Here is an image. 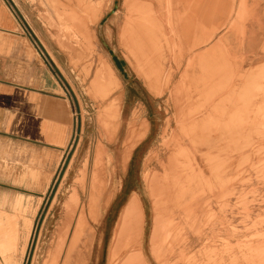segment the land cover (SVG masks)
Returning <instances> with one entry per match:
<instances>
[{
  "label": "rangeland",
  "instance_id": "obj_1",
  "mask_svg": "<svg viewBox=\"0 0 264 264\" xmlns=\"http://www.w3.org/2000/svg\"><path fill=\"white\" fill-rule=\"evenodd\" d=\"M9 1L20 10L21 17L34 27L38 40L50 47L59 69L62 52L66 53L69 58V67L74 71L76 78L70 79L69 84L65 81V84L71 93L70 97L76 94L82 105V108L77 111L79 126L71 145L64 154L59 153L56 157H52L45 152L30 154L23 150L21 153L22 165L30 170L32 179L36 181L39 190L37 217L33 223L23 264H52L55 262L51 259L56 260L59 254H61L59 261L62 264L75 222L81 212L84 213L85 221L87 220L79 245L84 258L81 264H119L125 258L126 252L132 249H144L145 252V244H147L146 251L147 246L149 247L147 251L149 254H145L148 264H174L176 261L183 262L180 264H264V66L249 77L247 76L245 93L240 99L242 104L236 106V112L228 115L225 110L219 112L216 108L204 107L193 108V114L189 111L188 115L193 116L191 119L200 116L203 119L213 120L220 117L228 120L230 127L212 130V132L205 129L203 132L207 136L201 140L198 139L195 143L192 141L190 143L188 140L191 138L188 136L187 141L190 146L185 145V147L190 151L191 156L195 155L190 162H192V173L196 176L193 181H190L189 187L186 182H182L181 191L188 188V193L184 196L181 191L174 198L171 197V191L159 194L158 205L164 212L158 215L170 228V232H167L169 237L160 247V255L153 250L154 240L163 233L161 230H155L153 220L152 238L150 236L145 244L141 238L130 250H124L118 258L110 261L111 247L121 212L130 197L138 194L141 201L142 195L149 196L148 212L153 214L154 210L158 209L151 184L156 183L172 189L174 177H176L174 174H182L189 170L186 167V160L167 162L159 160L168 151L178 153L184 148L178 142L172 144L162 142L160 146L158 130L151 129L148 119V117L156 118L160 122L169 123L174 108H169V104L162 98H156L157 103L153 106L147 105L133 91H129V94L135 97L129 95L125 102L121 97V104L115 103L114 98L106 96L102 90L96 91V94L103 92L102 95L100 94L102 97L94 96L92 91L90 92V86L94 85L97 78L104 80L99 77L101 69H108V67L105 65V52L96 29L97 23L94 21L93 23L96 24H93L87 16L91 17L96 8L100 10L102 8L105 14L110 8L111 0ZM71 11L73 13L70 14ZM75 18L79 21L77 22ZM79 22L86 24L78 25ZM79 80L80 83H78ZM99 85L102 84L99 83ZM112 87V90L106 91H118V94H122L125 89L127 90L121 78ZM74 100L77 102L76 97ZM112 101L116 108H110V111L104 108L105 103L109 104ZM116 113H119L118 116ZM216 131L219 135L220 144L218 145L211 143L213 141L211 135ZM136 134L141 137H137ZM202 149H208L207 153H200ZM181 151L180 153L184 154L185 151ZM197 152L202 159L197 160ZM49 176L51 179L48 183ZM95 180L97 181L94 182ZM73 193L77 194L78 206L65 250L60 252L59 243L62 240L60 236L63 235L62 230H64L68 212L65 209L66 203ZM203 195L210 200L207 206L203 207L204 213L196 216L191 212L190 217L186 216L187 209L184 208L186 202L192 198L191 201L194 202L192 205L196 202L198 204L205 199ZM186 218L187 221H185ZM150 229L152 232V224ZM179 230H182V233ZM180 253H184L185 257L180 258Z\"/></svg>",
  "mask_w": 264,
  "mask_h": 264
},
{
  "label": "crops",
  "instance_id": "obj_2",
  "mask_svg": "<svg viewBox=\"0 0 264 264\" xmlns=\"http://www.w3.org/2000/svg\"><path fill=\"white\" fill-rule=\"evenodd\" d=\"M102 14L103 12L99 16V21H96V29L104 48L105 65L107 64L108 69L111 68L109 71L114 74L115 79L118 81L121 78L127 87L122 94L118 95V91H112L105 95L110 98L122 97L125 102L131 95L129 91H133L147 105L153 106L157 103L156 98H162L169 104V108H174L172 114L175 116H172L169 123L148 117L151 129L158 130L159 145L162 142L167 144L178 142L180 146L187 149L185 145L189 147L191 141L195 143L198 139L201 140L207 136L203 130L212 132V130L230 127V122L220 117L215 120H205L200 116V118L197 117L199 119H190L193 116L186 113L191 112L193 108L204 107L216 108L219 112L225 110V113L229 115L236 112L237 105L242 104L240 99L245 93L247 76L249 77L264 66V0H111L110 8L103 16ZM175 16L179 17L180 21ZM231 20L232 22L229 23ZM174 22L180 26L177 28ZM123 27L125 30H122ZM38 39L36 30L21 17L20 10L15 8L9 0H0V264H23L33 223L37 217L39 190L36 181L32 179L30 170L22 165V151L26 150L30 154L45 152L52 157H56L59 153L64 154L71 145L79 126L77 111L82 108V105L76 94L70 97L71 93L65 84V81L69 84L70 79L76 78L74 71L69 67V58L65 52H62L59 69L50 47ZM156 50L157 53H155ZM137 53L144 56H137ZM218 69L220 73L217 72ZM234 74L235 77H233ZM100 88L99 85L97 88L91 85L90 92L92 91L94 96L102 95V93L96 94L97 89L101 91ZM212 88L216 90L213 91ZM135 95L131 96L135 97ZM181 118L183 120H178ZM186 136L191 139L188 140ZM218 137V132H214L211 135L213 140L211 143L220 144ZM207 151L208 149H202L200 153H207ZM190 154L189 150L187 154L181 155L176 151H168L159 160L192 161V156L195 155ZM197 154L198 152L196 156L200 160L201 155ZM178 174L175 173L174 176ZM50 179L51 176L48 183ZM148 198L146 194L141 198L144 214L141 238L144 244L150 236L152 238L154 221L157 218L155 210L153 214L148 212L147 204H150ZM208 201L209 197L206 196L203 201L192 205L193 214L202 215L203 207L207 206ZM146 245L143 252L149 254L147 252L149 247L147 246L146 251Z\"/></svg>",
  "mask_w": 264,
  "mask_h": 264
},
{
  "label": "bare ground",
  "instance_id": "obj_3",
  "mask_svg": "<svg viewBox=\"0 0 264 264\" xmlns=\"http://www.w3.org/2000/svg\"><path fill=\"white\" fill-rule=\"evenodd\" d=\"M155 1V0H154ZM167 1H169V0H167ZM146 2V1H145ZM161 2V1H160ZM143 3V2H142ZM148 3V2H147ZM151 3V2H150ZM156 3V2H155ZM162 3V2H161ZM238 3V2H237ZM78 4V3H77ZM82 4V3H81ZM176 4H177V2H176ZM201 4V3H200ZM129 5V4H128ZM158 5H160V4H158ZM158 5H157V7H158ZM162 5V4H161ZM238 5V4H237ZM84 6V5H83ZM144 6V5H143ZM177 6V5H176ZM263 6V5H262ZM78 7V6H77ZM125 7V6H124ZM70 8H72V7H70ZM129 8V7H128ZM135 8V7H134ZM138 8V7H137ZM148 8V7H147ZM153 8V7H152ZM162 8V7H161ZM173 7H171V9H172ZM74 9V8H73ZM76 9V8H75ZM130 9V8H129ZM151 9V8H150ZM149 9V10H150ZM165 9V8H164ZM94 10V9H93ZM92 10V11H93ZM136 10V9H135ZM139 10H140V8H139ZM146 10V9H145ZM157 10V9H156ZM179 10V9H178ZM189 10V9H188ZM87 11V10H86ZM144 11V10H143ZM158 11V10H157ZM184 10H182V12H183ZM252 11V10H251ZM101 12H102V8H101V10L100 9H98V8H96L95 9V11H94V13L92 14V16L90 17L89 15L87 16L88 17V19H89V21H92V23L95 21H97L98 19H99V16H101L100 14H101ZM131 12V11H130ZM146 12V11H145ZM162 12H165V11H162ZM176 12V11H175ZM179 12V11H178ZM195 12H197V11H195ZM71 13H73L72 11L70 12V14ZM173 13V12H172ZM234 13V12H233ZM128 14V13H127ZM133 14V13H132ZM139 14H142V13H139ZM149 14V13H148ZM162 14H164V13H162ZM180 14V13H179ZM183 15H185L184 13H182ZM182 14H180V15H182ZM74 14H72V16H73ZM79 14H77V16H78ZM134 15H136V14H134ZM134 15H133V17H134ZM174 15V14H173ZM179 15V17H181ZM230 15V14H229ZM81 16V15H80ZM132 16V15H131ZM156 16V15H155ZM176 16H178L177 14H176ZM175 16V17H176ZM233 16V15H232ZM127 17V16H126ZM132 17V18H133ZM152 17V16H151ZM174 17V18H175ZM179 17H176V18H178L179 19ZM227 17V16H226ZM235 17V16H234ZM82 18V17H81ZM80 18V19H81ZM141 18V17H140ZM162 18H164V17H162ZM161 18V19H162ZM168 18V17H167ZM172 18H173V16H172ZM182 18V17H181ZM251 18V17H250ZM84 19H86V18H84ZM83 19V20H84ZM134 19V18H133ZM198 19V18H197ZM248 19V18H247ZM73 20V19H72ZM75 20L78 22L79 20L77 19V18H75ZM82 20V19H81ZM176 20V19H175ZM174 20V21H175ZM99 21V20H98ZM140 21V20H139ZM149 21V20H148ZM161 21V20H160ZM179 21H180V19H179ZM73 22V21H72ZM84 22H86V21H84ZM142 22H143V20H142ZM162 22H164V21H162ZM182 22H184V21H182ZM205 22V21H204ZM232 22V20L229 22V23H231ZM245 22H246V20H245ZM81 22H79L78 23V25L80 24ZM97 23V22H96ZM96 23H93V24H96ZM138 23V22H137ZM168 23V22H167ZM173 23V22H172ZM175 23V22H174ZM177 23L179 24V22H178V20H177ZM240 23H241V21H240ZM73 24V23H72ZM75 24V23H74ZM86 24V23H85ZM85 24H82L81 23V25H85ZM88 24V23H87ZM134 24H135V22H134ZM149 24H151V23H149ZM162 24H164V23H162ZM176 24V23H175ZM178 24H176V26H177V28L180 26H178ZM152 25V24H151ZM150 25V26H151ZM181 25H182V23H181ZM228 25V24H227ZM230 25V24H229ZM165 26V25H164ZM175 26V27H176ZM183 26V25H182ZM221 26V25H220ZM74 27H75V25H74ZM82 27H84V26H82ZM198 27V26H197ZM215 27H217V26H215ZM229 27V26H228ZM227 27V28H228ZM233 27V26H232ZM246 27V26H245ZM76 28V27H75ZM182 27H180V29H181ZM207 28V27H206ZM219 28V27H218ZM226 28V29H227ZM231 28V27H230ZM86 29V28H85ZM128 30H130L129 28H127ZM126 29V30H127ZM183 29V28H182ZM234 29V28H233ZM244 29H246V28H244ZM122 30H125V28L123 27V29ZM158 30H161V29H158ZM176 30V29H175ZM178 31H179V29H177ZM176 30V31H177ZM86 31V30H85ZM92 31V30H91ZM131 31V30H130ZM209 31V30H208ZM220 31V30H219ZM143 32V31H142ZM165 32V31H164ZM180 32H181V34H182V30H180ZM180 32H178V33H180ZM83 33V32H82ZM84 33H86V32H84ZM219 33V32H218ZM230 33V32H229ZM87 34V33H86ZM86 34H83V35H85V36H87ZM92 34V33H91ZM125 34H126V32H125ZM134 34V33H133ZM145 34V33H144ZM147 34V33H146ZM171 34V33H170ZM204 34V33H203ZM89 35V34H88ZM127 35H128V38H129V34H128V32H127ZM218 35V34H217ZM216 35V36H217ZM133 36V35H132ZM134 36H136V34L134 35ZM140 36V35H139ZM149 36V35H148ZM181 36V35H180ZM88 37V36H87ZM86 37V38H87ZM138 37V36H137ZM136 37V38H137ZM165 37V36H164ZM177 37V36H176ZM212 37V36H211ZM223 37V36H222ZM240 37V36H239ZM244 37V36H243ZM242 37V38H243ZM124 38H126V36L124 37ZM135 38V37H134ZM134 38H133V40H134ZM142 38V37H141ZM144 38H145V36H144ZM144 38H142V39H144ZM183 38V37H182ZM182 38H181V41H182ZM194 38V37H193ZM201 38V37H200ZM88 39V38H87ZM86 39V40H87ZM132 39V38H131ZM199 39V38H198ZM202 39V38H201ZM90 40H91V38H90ZM122 40V39H121ZM127 40V39H126ZM130 40V39H129ZM141 39H139V41H140ZM146 40V39H145ZM157 40V39H156ZM166 40H167V38H166ZM165 40V41H166ZM172 40H173V38H172ZM197 40V39H196ZM200 40V39H199ZM125 41V40H124ZM148 41V40H147ZM194 41V40H193ZM202 41V40H201ZM228 41V40H227ZM126 42V41H125ZM124 42V43H125ZM132 42V41H131ZM135 42H136V40H135ZM168 42V41H167ZM203 42V41H202ZM208 42V41H207ZM220 42V41H219ZM228 42H230V40L228 41ZM85 43V42H84ZM120 43H121V41H120ZM133 43V42H132ZM165 43V42H164ZM182 43V42H181ZM126 44V43H125ZM124 44V45H125ZM130 43H129V41H128V45H129ZM134 44V43H133ZM160 44V43H159ZM216 44V43H215ZM225 44V43H224ZM224 44H223V46H224ZM123 45V46H124ZM141 45V44H140ZM146 45H148L147 43H146ZM150 45V44H149ZM173 45V44H172ZM187 45V44H186ZM121 46H122V43H121ZM130 46V45H129ZM131 46H133V45H131ZM139 46V45H138ZM142 46V45H141ZM162 46V45H161ZM174 46V45H173ZM218 46H220V45H218ZM229 46V45H228ZM83 47V46H82ZM127 47V46H126ZM135 47V46H134ZM143 47V46H142ZM149 47V46H148ZM165 47V46H164ZM178 47V46H177ZM217 47V46H216ZM84 48V47H83ZM87 48V47H86ZM124 48V47H123ZM161 48V47H160ZM176 48V47H175ZM174 48V49H175ZM191 48V47H190ZM189 48V49H190ZM194 48V47H193ZM196 48V47H195ZM218 48V47H217ZM231 48V47H230ZM127 49V48H126ZM135 50H136V48H134ZM138 49V48H137ZM149 49H150V47H149ZM169 49H170V47H169ZM178 49V48H177ZM199 49H201V48H199ZM222 49V48H221ZM172 50V49H171ZM185 50V49H184ZM197 50V49H196ZM143 51V50H142ZM215 51V50H214ZM214 51H212V53L214 52ZM226 51V50H225ZM129 52V51H128ZM132 52V51H131ZM137 52V51H136ZM183 52V51H182ZM195 52V51H194ZM204 52V51H203ZM75 53V52H74ZM130 53V52H129ZM147 53V52H146ZM150 53V52H149ZM155 53H157V50H156V52ZM154 53V54H155ZM185 53H186V51H185ZM187 54V53H186ZM201 54V53H200ZM199 54V55H200ZM220 54H222V53H220ZM224 54V53H223ZM226 54H227V51H226ZM139 55H140V53H139ZM138 55V53H137V56H139ZM141 55H143V54H141ZM141 55H140V57H141ZM147 55V54H146ZM168 55V54H167ZM172 55V54H171ZM178 55V54H177ZM231 55V54H230ZM257 55V54H256ZM129 56H130V54H129ZM133 56V55H132ZM131 56V57H132ZM144 56V55H143ZM152 56V55H151ZM169 56V55H168ZM184 56V55H183ZM183 56H181V57H183ZM189 56H190V54H189ZM191 56H193V55H191ZM224 56V55H223ZM228 56V55H227ZM130 57V58H131ZM180 57V56H179ZM152 58V57H151ZM177 58V57H176ZM198 58V57H197ZM228 58H231V57H228ZM237 58V57H236ZM252 58V57H251ZM132 59H133V57H132ZM142 59V58H141ZM153 59V58H152ZM155 59V58H154ZM219 59V58H218ZM223 59V58H222ZM174 60V59H173ZM228 60V59H227ZM238 60V59H237ZM139 61V60H138ZM157 61V60H156ZM185 61V60H184ZM183 61V62H184ZM230 61V60H229ZM135 62V61H134ZM152 62V61H151ZM159 62V61H158ZM177 62V61H176ZM187 62V61H186ZM198 62V61H197ZM231 62V61H230ZM242 62V61H241ZM249 62V61H248ZM137 63V62H136ZM145 63V62H144ZM143 63V64H144ZM148 63V62H147ZM205 63H206V61H205ZM215 63V62H214ZM219 63V62H218ZM237 63V62H236ZM258 63V62H257ZM140 64V63H139ZM156 64V63H155ZM196 64V63H195ZM213 64V63H212ZM217 64V63H216ZM220 64H221V59H220ZM242 64V63H241ZM107 65V64H106ZM136 65V64H135ZM145 65V64H144ZM217 65H219V64H217ZM226 65V64H225ZM233 65V64H232ZM108 66H109V64H108ZM138 66V65H137ZM140 66V65H139ZM142 66V65H141ZM149 66H151V65H149ZM148 66V67H149ZM186 66V65H185ZM211 66V65H210ZM220 66V65H219ZM111 67V66H110ZM133 67V66H132ZM146 67V66H145ZM168 67V66H167ZM218 67V66H217ZM222 68H223V66H221ZM226 67H227V65H226ZM234 67V66H233ZM238 67V66H237ZM152 68V67H151ZM157 68V67H156ZM235 68H236V66H235ZM109 69H111V68H109ZM109 69H105V68H102L101 69V71H100V76L99 77H102L104 80H99V79H97L96 81H95V83H94V85H95V88H97L98 87V85H99V83H101L102 85H99L101 88V90L103 91V92H107V94H109L110 92H108V91H106L107 89H110V90H112V86H113V84L114 83H116L117 82V79H115V77H114V74L113 73H111V71H109ZM137 69V68H136ZM155 69V68H154ZM157 69H159V68H157ZM224 69V68H223ZM237 69V68H236ZM239 69V68H238ZM105 70H106V72H105ZM141 70V69H140ZM160 70V69H159ZM158 70V71H159ZM188 70V69H187ZM219 70V69H218ZM217 70V72H219L220 73V70L218 71ZM225 70V69H224ZM142 71V70H141ZM157 71V72H158ZM181 71H183V70H181ZM185 71V70H184ZM200 71V70H199ZM234 71V70H233ZM242 71V70H241ZM176 72V71H175ZM188 72V71H187ZM216 72V71H215ZM217 72L215 73V74H217ZM139 73V72H138ZM181 73V72H180ZM183 73V72H182ZM181 73V74H182ZM185 73V72H184ZM211 73H213L212 71H211ZM211 73L209 72V74H210V76H211ZM140 74V73H139ZM168 74V73H167ZM214 74V73H213ZM240 74V73H239ZM138 75V74H137ZM146 75H147V73H146ZM162 75H164V73H162ZM192 75V74H191ZM229 75V74H228ZM166 76V75H165ZM174 76H175V74H174ZM212 77H214V75L212 76ZM233 77H235V74H234V76ZM161 78V77H160ZM228 78V77H227ZM244 79V78H243ZM160 81H161V79H159ZM169 80V79H168ZM226 80H228V79H226ZM231 80H233V78L231 79ZM187 81V80H186ZM221 81H223V80H221ZM240 81V80H239ZM243 81V80H242ZM216 82V81H215ZM234 82V81H233ZM160 84V83H159ZM158 84V85H159ZM242 84V83H241ZM153 85H155V84H153ZM214 85V84H213ZM227 85V84H226ZM239 85V84H238ZM115 86V85H114ZM146 86V85H145ZM157 86V85H156ZM167 86H168V84H167ZM174 86V85H173ZM203 86V85H202ZM199 87H201V85L199 86ZM212 87V86H211ZM210 87V88H211ZM217 87H219L218 85H217ZM224 87H225V84H224ZM224 87H222L223 89H225ZM159 88V87H158ZM165 89L167 88V87H164ZM173 88H175V87H173ZM181 88V87H180ZM210 88H208V89H210ZM216 88V87H215ZM215 88H212L213 89V91H214V89ZM234 88V87H233ZM170 89V88H169ZM191 89V88H190ZM218 89V88H217ZM222 89V90H223ZM157 90V89H156ZM171 90V89H170ZM216 90V89H215ZM231 90H232V88H231ZM247 90V89H246ZM158 91V90H157ZM206 91H212V90H206ZM205 91V92H206ZM102 92V93H103ZM151 92V91H150ZM162 92V91H161ZM166 92V91H165ZM218 92V91H217ZM230 92V91H229ZM234 92V91H233ZM168 93V92H167ZM192 93V92H191ZM216 92H214V94H215ZM231 93V92H230ZM253 93V92H252ZM186 94V93H185ZM211 94H213L212 92H211ZM221 94V93H220ZM119 95V94H118ZM174 95V94H173ZM187 95H188V93H187ZM186 95V96H187ZM101 96V95H100ZM116 96V95H115ZM122 95H120V97H121ZM217 96V95H216ZM102 97V96H101ZM117 97H119V96H117ZM115 99L113 100V101H115V103H117V102H119L120 104H121V98H116V97H114ZM188 98V97H187ZM189 98H191V97H189ZM188 98V99H189ZM215 98V97H214ZM112 99H113V97H112ZM187 99V100H188ZM194 99V98H193ZM177 100V99H176ZM220 100V99H219ZM113 101L111 102V103H109V104H107V106L106 105H104L105 107L104 108H108L109 109V111H110V108H116L115 107V105L113 104ZM108 102V101H107ZM183 102V101H182ZM211 102V101H210ZM209 102V103H210ZM221 102V101H220ZM103 103V102H102ZM197 103V102H196ZM106 104V103H105ZM177 104V103H176ZM179 104V103H178ZM217 104H219V103H217ZM123 105V104H122ZM119 106V105H118ZM196 106V105H195ZM208 106V105H207ZM103 107V106H102ZM180 107H182V105L180 106ZM184 107V106H183ZM120 108V107H119ZM176 108V107H175ZM218 108V107H217ZM250 108V107H249ZM105 111H106V109H105ZM185 111V110H184ZM194 111L196 112V110L194 109ZM204 111V110H203ZM208 111V110H207ZM217 111V110H216ZM224 111V110H223ZM104 112V111H103ZM114 112V111H113ZM121 112V111H120ZM192 112V111H191ZM138 113V112H137ZM183 113V112H182ZM199 113V112H198ZM115 114V113H114ZM117 114V113H116ZM119 114V113H118ZM118 114H117V116H118ZM184 114H185V112H184ZM188 114V113H187ZM190 114V113H189ZM192 114H193V112H192ZM191 114V115H192ZM202 114V113H201ZM218 114V113H217ZM177 115V114H176ZM173 116H175L174 114H173ZM194 116H195V114H194ZM221 116V115H220ZM115 117H116V115H115ZM134 117V116H133ZM214 117H216V116H214ZM138 118V117H137ZM175 118V117H174ZM177 118V117H176ZM200 118V117H199ZM103 119V118H102ZM116 119V118H115ZM133 119V118H132ZM191 119V118H190ZM196 119H198V118H196ZM120 120V119H119ZM172 120V119H171ZM206 120V119H205ZM209 120V119H208ZM215 120V119H214ZM139 121V120H138ZM142 121V120H141ZM102 122V121H101ZM109 122V121H108ZM107 122V123H108ZM137 122V121H136ZM140 122V121H139ZM181 122V121H180ZM119 123V122H118ZM117 123V124H118ZM132 123V122H131ZM100 124V123H99ZM104 124V123H103ZM103 124H101V125H103ZM112 124V123H111ZM120 124V123H119ZM167 124V123H166ZM188 124V123H187ZM136 125V124H135ZM176 125H178V124H176ZM209 125V124H208ZM250 125V124H249ZM134 126V125H133ZM168 126V125H167ZM184 126V125H183ZM193 126V125H192ZM111 127V126H110ZM129 127V126H128ZM149 127V126H148ZM162 127H164V126H162ZM174 127H176V126H174ZM109 128V127H108ZM133 128V127H132ZM135 128V127H134ZM145 128V127H144ZM186 128H187V126H186ZM194 128V127H193ZM107 129V128H106ZM113 129H114V127H113ZM162 129H164V128H162ZM116 130V129H115ZM139 130V129H138ZM188 130V129H187ZM260 130V129H259ZM105 132H106V130H104ZM118 131V130H117ZM131 131H132V129H131ZM135 131V130H134ZM178 131V130H177ZM189 131V130H188ZM161 132V131H160ZM181 132V131H180ZM191 132V131H190ZM131 133V132H130ZM138 133V132H137ZM146 133V132H145ZM145 133H144V135H145ZM168 133V132H167ZM166 133V134H167ZM171 133H173V132H171ZM182 133V132H181ZM254 133V132H253ZM116 134V133H115ZM132 134V133H131ZM139 134H141V133H139ZM188 134V133H187ZM108 136H109V134H107ZM117 135V134H116ZM144 135H143V137H144ZM162 135H164V133H162ZM181 135V134H180ZM126 136V135H125ZM136 136L138 137L139 135H137L136 134ZM111 137V136H110ZM114 137V136H113ZM112 137V138H113ZM135 137V136H134ZM139 137H141V136H139ZM160 137V136H159ZM162 137V136H161ZM188 137V136H187ZM133 138V137H132ZM145 138V137H144ZM165 138H168V137H165ZM170 138V137H169ZM177 138V137H176ZM180 138V137H179ZM109 140H111V139H109ZM113 140V139H112ZM139 140V139H138ZM166 140V139H165ZM164 140V141H165ZM141 141V140H140ZM167 141V140H166ZM242 141V140H241ZM109 142V141H108ZM161 142H162V140H161ZM176 142V141H175ZM158 143V142H157ZM165 144V143H164ZM172 144V143H171ZM180 144V143H179ZM184 144V143H183ZM186 144V143H185ZM102 145V144H101ZM100 145V146H101ZM137 145V144H136ZM161 146V145H160ZM171 146V145H170ZM102 147V146H101ZM156 147V146H155ZM194 147V146H193ZM238 147V146H237ZM97 148H98V146H97ZM157 148V147H156ZM165 148V147H164ZM171 148V147H170ZM175 148V147H174ZM103 149V148H102ZM161 149V148H160ZM190 149V148H189ZM261 149V148H260ZM97 150V149H96ZM106 150V149H105ZM155 150V149H154ZM163 150V149H162ZM180 150V149H179ZM98 151V150H97ZM150 152H151V149L149 150ZM181 151V150H180ZM180 151L177 153V154H179V155H181V153H180ZM182 151H185L184 153L185 154H187L188 153V150L187 149H182ZM181 151V152H182ZM129 152V151H128ZM159 152V151H158ZM231 152V151H230ZM96 153V152H95ZM155 153V152H154ZM209 153V152H208ZM96 154H98V152L96 153ZM157 154V153H156ZM175 154V153H174ZM250 154V153H249ZM111 155H113V154H111ZM119 155H120V153H119ZM129 155V154H128ZM153 155V154H152ZM191 155V154H190ZM194 155V154H193ZM96 156V155H95ZM104 156H106V155H104ZM121 156H122V154H121ZM189 156V155H188ZM187 156V157H188ZM101 157V156H100ZM99 157V158H100ZM102 157H103V155H102ZM126 157V156H125ZM124 157V158H125ZM191 157V156H190ZM97 158V157H96ZM100 159H102V158H100ZM121 159H122V157H121ZM120 159V160H121ZM182 159V158H181ZM193 159V158H192ZM196 159V158H195ZM202 159V158H201ZM237 159V158H236ZM96 160H98V159H96ZM104 160H105V158H104ZM124 160V159H123ZM127 160V159H126ZM171 160H173V159H171ZM177 160V159H176ZM198 160V159H197ZM112 161V160H111ZM146 161V160H145ZM188 161H190V160H187V162ZM122 162H124V161H122ZM121 162V163H122ZM147 162H148V160H147ZM162 162V161H161ZM116 163V162H115ZM125 163V162H124ZM123 164V163H122ZM147 164V163H146ZM202 164V163H201ZM148 165V164H147ZM202 165H204V164H202ZM208 165V164H207ZM94 166V165H93ZM201 166V165H200ZM177 167V166H176ZM189 170H187L186 172H189V173H186V172H184V173H182V174H179V175H176V177H174V185H173V188L172 189H169L170 187H167V186H162V185H159V184H156V183H152L151 184V190H152V193H153V196H154V198L156 199V201H155V205H156V207H157V213H161V215L163 214V208H159V205H158V199H159V194L160 193H162L163 194V192H165V191H171L172 192V196L171 197H176L177 196V194H179L180 193V191H181V189H182V182L184 181V182H186L187 184L186 185H188V187L190 186V181H193L194 179V177L196 176H194L193 177V169H192V164H191V162H188L187 163V166H186ZM125 168V167H124ZM147 168V167H146ZM152 168V167H151ZM96 169V168H95ZM186 169V168H185ZM98 170V169H97ZM122 170V169H121ZM102 171H104V170H102ZM106 171V170H105ZM150 171V170H149ZM153 171V170H152ZM203 172V171H202ZM210 172V171H209ZM99 173H102V172H99ZM106 173V172H105ZM143 173V172H142ZM195 173V172H194ZM107 174V173H106ZM148 174V173H147ZM150 174V173H149ZM153 174V173H152ZM196 174V173H195ZM97 175V174H96ZM104 175V174H103ZM198 175V174H197ZM202 176V175H201ZM101 177V176H100ZM100 177H98V178H100ZM114 177V176H113ZM143 178V177H142ZM149 178V177H148ZM201 178H203V177H201ZM94 179H95V177H94ZM100 180V179H99ZM105 180V179H104ZM179 180V181H178ZM97 180H95L94 182H96ZM120 181V180H119ZM147 181H149V180H147ZM153 181V180H152ZM199 181H200V178H199ZM93 182V183H94ZM204 182H205V180H204ZM93 183H92V185H93ZM106 183H107V181H106ZM114 183V182H113ZM118 183V182H117ZM161 183V182H160ZM146 184V183H145ZM211 184V183H210ZM95 185V184H94ZM109 185V184H108ZM107 185V186H108ZM115 185V184H114ZM209 185V184H208ZM95 186H97V185H95ZM212 186V185H211ZM149 187V186H148ZM180 187V188H179ZM111 189V188H110ZM148 190H150V189H148ZM187 190H188V188H187ZM187 190H182L181 191V194H182V196H184V195H186L188 192H187ZM110 191V190H109ZM212 191V190H211ZM216 191H218V190H216ZM104 192H105V190H104ZM115 192V191H114ZM149 192V191H148ZM205 192V191H204ZM207 192V191H206ZM135 193H137V192H135ZM202 193V192H201ZM103 194V193H102ZM134 194V193H133ZM138 195V194H137ZM136 194L135 195H133L132 197H130V199L128 200V202H126V205L124 206V209L122 210V212H121V218H120V222L118 223V226H117V231H116V233H115V237H114V243L112 244V247H111V259H110V261H112V259H116V258H118L122 253H123V251L124 250H130V248L134 245V244H136V243H138V241H140V239H141V237H142V233H143V227H144V214H143V209H142V204H141V201H140V199H139V197L137 196ZM181 196V195H180ZM204 196V195H203ZM110 197V196H109ZM188 197V196H187ZM205 197V196H204ZM102 198V197H101ZM93 200V199H92ZM192 198L190 199V201H188V202H186V204H185V207L184 208H186L187 210H186V216L188 215L189 217L191 216V212H192V208H191V206H192ZM216 200V199H215ZM218 200V199H217ZM210 201V200H209ZM194 203V202H193ZM92 204V203H91ZM108 204V203H107ZM77 206H78V200H77V194H75V193H73V195L70 197V200L66 203V210H68V212H67V216L65 217V224H64V230H62V231H64L63 232V235L62 236H60V237H62V240L60 241V252L61 251H64L65 250V247H66V243H67V240H68V237H69V234H70V227H71V224H72V221H73V217H74V215H75V211H76V208H77ZM104 206H105V204H104ZM106 207V206H105ZM155 207V206H154ZM153 208V207H152ZM93 209V208H92ZM96 209V208H95ZM81 210V209H80ZM82 211H83V209H82ZM98 211V210H97ZM180 211V210H179ZM155 212V213H156ZM173 212V211H172ZM184 212H185V210H184ZM154 213V214H155ZM102 214V213H101ZM103 216V215H102ZM101 216V217H102ZM156 216H160V215H156ZM168 216V215H167ZM175 216V215H174ZM178 216V215H177ZM176 216V217H177ZM186 216H184V217H186ZM197 216V215H196ZM169 217H170V215H169ZM97 218V217H96ZM103 218V217H102ZM191 219V218H190ZM188 219L186 218L185 219V221H187ZM192 220V219H191ZM87 221V220H86ZM86 221H85V216H84V213L83 212H81L80 214H79V216H78V218H77V220H76V222H75V226H74V229H73V232H72V235H71V238H70V242H69V246H68V248H67V253H66V257H65V260H64V262L62 263V264H81L82 263V252L83 251H81V249L79 248V245H80V241H81V238H82V235H83V232L85 231V225H86ZM182 221V220H181ZM194 222V221H193ZM183 223V222H182ZM195 225H196V223H195ZM116 226V225H115ZM177 226H180V225H178L177 224ZM194 226V225H193ZM184 228V227H183ZM194 228V227H193ZM251 228V227H250ZM169 226H167L166 224H165V222L163 221V219H162V217H157L156 219H155V230L156 231H158V230H161V233H163V234H161L160 235V237H157L154 241H155V243H154V249L153 250H155L158 254L157 255H160V251H161V249H160V247L162 246V244L163 243H165L166 242V238L167 237H169L168 236V234H167V232L169 231ZM180 229H182V228H180ZM202 229V228H201ZM200 229V230H201ZM180 231V233H182L181 231L182 230H179ZM178 231V232H179ZM114 232V231H113ZM170 232V231H169ZM194 232V231H193ZM29 234V233H28ZM171 234V233H170ZM60 235V234H59ZM171 236V235H170ZM175 236V235H174ZM181 237V236H180ZM84 238V237H83ZM259 238V237H258ZM169 239V238H168ZM178 239V238H177ZM176 239V240H177ZM165 240V241H164ZM172 240V239H171ZM143 242V241H142ZM173 242H174V240H173ZM177 242V241H176ZM175 242V243H176ZM85 243V242H84ZM180 243V242H179ZM178 243V244H179ZM85 244H87V242L85 243ZM84 247H85V245H83ZM175 246H177V245H175ZM180 246V245H179ZM171 247V246H170ZM240 247V246H239ZM81 248H83V247H81ZM138 248V247H137ZM153 248V247H152ZM243 248V247H242ZM25 250V249H24ZM86 250V249H85ZM89 250V249H88ZM180 250V249H179ZM182 251V250H181ZM176 252V251H175ZM57 253H58V251H57ZM127 254L125 255V258L121 261V263H119V264H148L147 263V259H146V256H145V254H144V252H143V250L142 249H138V250H135V249H132L130 252H126ZM251 253V252H250ZM63 254V253H62ZM109 254H110V252H109ZM174 254V253H173ZM186 254V253H185ZM246 254V253H245ZM60 255L61 254H59L57 257H56V260L53 258V259H51L52 261H54L55 263H52V264H60ZM179 255V254H178ZM194 255V254H193ZM86 256V255H85ZM218 256V255H217ZM124 257V256H123ZM170 257V256H169ZM179 257L180 258H183V257H185L184 256V253H180V255H179ZM84 259V258H83ZM161 259V258H160ZM186 259H187V257H186ZM189 259V258H188ZM221 259V258H220ZM185 260V259H184ZM52 261H50V262H52ZM109 261V262H110ZM159 261H161L162 262V260H159ZM188 260H186V262H187ZM182 261H176L174 264H180ZM46 263V262H45ZM85 263V262H84ZM111 263V262H110ZM169 263H172V262H169ZM183 263V262H182ZM263 263V262H262ZM47 264V263H46ZM86 264V263H85ZM165 264H167V263H165ZM189 264V263H188ZM190 264H192V263H190Z\"/></svg>",
  "mask_w": 264,
  "mask_h": 264
}]
</instances>
